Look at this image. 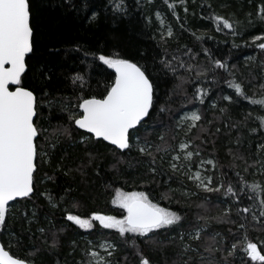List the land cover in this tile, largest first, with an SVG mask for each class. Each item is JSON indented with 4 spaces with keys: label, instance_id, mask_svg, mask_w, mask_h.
Listing matches in <instances>:
<instances>
[{
    "label": "snow or ice",
    "instance_id": "1",
    "mask_svg": "<svg viewBox=\"0 0 264 264\" xmlns=\"http://www.w3.org/2000/svg\"><path fill=\"white\" fill-rule=\"evenodd\" d=\"M190 2L194 4L195 0H164L168 12L178 22L181 32L188 30L186 21ZM108 3L112 5L114 18L117 15L121 19L129 17L127 0H108ZM153 3L154 0H136V8L150 10ZM62 6L76 11L88 7L85 2L82 9H77L73 0H63ZM200 7L208 13L203 18L214 25L216 32H226L233 37V48L241 46L236 44L235 40L242 38L249 28L257 23L264 24V0L256 5L255 12L246 13L243 20L236 13L222 15L216 12L210 2ZM178 9H182L183 16ZM33 15L32 0H0V233L5 231L7 219L11 214L9 202L17 201V198H31L34 195L38 160L43 161L49 151L57 147L61 137L72 138L74 127L79 133L78 142L85 146L91 141H106L114 146L120 154L117 164L121 162L125 152H131L135 147L150 176L168 177L165 182L168 190L160 194V200H170L173 195L179 193L187 202L202 192L205 196L198 207L205 212L207 206L212 203V196L218 201L215 207L219 208L220 204L227 206L216 217L209 218L198 214L192 222L188 220L183 208L173 211L168 207H161L148 192H124L116 189L113 203H118L125 214L117 217L93 211L80 215L68 210L66 221L85 230L94 229V221L99 222L104 229L115 230L123 243L135 251L139 264H152L141 243L153 249L167 246L164 237L168 243L178 241L180 251L177 264H237V261L239 264H264V240L253 241L247 232L243 233L239 242H233L230 246L227 237L220 232L212 233L207 239L203 238L211 221L236 225L238 230L246 228L249 217L252 221L264 223V179L249 183L246 176L237 170L240 166L236 164V161H241L244 173L251 170V175L264 177V142L256 144L254 154L245 156L238 151L241 137L236 138L237 151L230 147L227 153L232 157L230 168L234 172L233 177L229 178L222 170L223 166L219 164L215 154L216 141L212 139L221 132V128L215 127L218 118L207 120L203 111L195 107L197 102L203 105L206 98H210L209 93L213 88L203 86L209 82V76L214 86L220 84L223 76H227L229 79L224 80V83L234 90L233 95L222 94L208 106L220 114L219 118L227 117L230 106L244 100L251 106H259L260 111L264 112V82L249 96L245 81L236 77L235 65L230 66L228 59H216L207 48L194 51L187 45L179 46L170 52L168 42L174 39L178 42L176 27L157 9L151 14L148 11L144 13L148 24L152 23L153 16L158 23L157 31L152 36L154 40L159 37V59H153L154 67L158 66L157 73L149 72L146 65L124 58L119 52L108 55L103 52L90 53L82 51V46L78 44L75 51H82L85 57L94 56L107 68L114 70V78L105 86L104 92L99 95H85L84 78L76 75L73 77V84L80 82V94L75 97V102H72V98H57L45 90L47 83L51 81V74L47 68L40 69L37 66L34 78L38 83L43 82L38 95L36 88L23 83V78L30 71L27 58L35 53ZM99 15V12L93 11L89 21H97ZM192 15L194 16L195 12ZM191 35L197 42L202 43L207 32L197 35L193 31ZM208 38L214 39L211 36ZM244 46L259 50L257 56L246 59L250 65L259 60L260 80L264 81V59H261V56H264V32L253 36L250 44L245 41ZM201 53L210 67L198 62ZM218 70H223V76L218 74ZM157 77L176 81L168 90L167 100L159 105ZM185 84L193 85L190 99L184 88ZM178 92L184 93V99L194 110L187 111V105H182L179 111L174 112L169 107ZM220 101L225 102V106L221 107ZM58 103L62 112L69 113L70 124L67 127L58 125L49 133L48 129L38 123V109L47 107L51 112ZM170 113L167 120L162 118ZM176 116L179 118L176 119ZM250 117L259 121L257 127L248 128ZM225 126L237 131L242 127L248 128L249 135L264 134V115L257 114L253 117L249 112L244 120ZM158 128L165 131L156 133ZM149 129H152V132H149ZM167 133L171 135L168 136ZM153 134L156 135V140L149 138ZM41 137L49 151H42L41 145L38 144ZM209 145L213 151L205 154ZM88 155L90 159L93 158L91 153ZM249 159H252L251 164L248 163ZM116 166L113 165L114 168ZM131 166L130 164L129 167ZM171 182H177L180 187L173 189ZM42 195H46L53 207H59L60 201L64 199L57 197L53 203L51 194ZM69 195L71 189H66L65 196ZM176 203L179 204L180 201L177 200ZM190 207V204L185 203L184 208ZM233 209L238 220L232 218ZM35 217V211L31 213V217L26 211L22 214V219L28 220L29 225ZM27 231L34 236L30 227ZM39 231L47 244L46 230L40 228ZM229 235L236 237L231 228ZM51 240L47 250L55 254L60 246L58 233H52ZM19 242L17 238V243ZM72 245L75 252L78 246L75 241ZM8 247L9 250H6L5 245L0 243V264H36L35 257L41 251L34 248L27 256L15 257L10 254L11 244ZM119 247L116 241L101 234L96 241L86 242L85 247L81 249L82 259L76 264H121V261L115 259ZM127 260L125 256L123 264H127ZM56 264H60V261L57 260Z\"/></svg>",
    "mask_w": 264,
    "mask_h": 264
},
{
    "label": "trees",
    "instance_id": "2",
    "mask_svg": "<svg viewBox=\"0 0 264 264\" xmlns=\"http://www.w3.org/2000/svg\"><path fill=\"white\" fill-rule=\"evenodd\" d=\"M85 2L88 5L87 9L76 11L62 6L63 0H32L35 53L27 58L30 71L23 78V83L36 88L38 95L43 82L38 83L34 78L37 66L40 69L47 68L51 74V81L47 83L45 90L57 98H72V102H75V97L80 94V82H77L76 85L73 84V77L76 75L84 78L85 95L103 93L105 86L114 78V73L96 57L83 56V50L97 54L103 52L105 55L119 52L124 58L146 65L149 72L157 73L158 66L154 67L153 59H159L160 49L157 47L159 37L154 40L152 36L157 31L158 23L154 16L151 24H148L144 19L145 11L151 14L157 9L165 14L167 20L176 27L178 42L175 39L168 42L170 52L179 46L187 45L194 51L207 48L216 59H228L230 66L235 65L236 77L245 81L249 96H252L253 91L258 89L261 82H264L260 80L259 60L250 65L246 59L257 56L259 50H255L252 46H244L245 41L250 44L253 36L264 32V24L257 23L249 28L242 38L235 40V43L241 46L233 48V37L226 32H216L214 25L203 18L208 13L200 7V5L210 2L216 12L222 15L236 13L243 20L246 13L255 12L256 5L260 4L262 0H195L194 4L190 2L186 21L188 30L183 32L179 29L178 22L168 12L164 0H154L150 10H138L136 0H127L130 8V15L127 19H121L118 15L114 18L111 11L112 5L108 3V0H73L77 9H82ZM93 11L99 12L100 15L97 21L90 22L89 17ZM178 11L181 16L184 15L182 9H178ZM193 12H195L194 16ZM193 31L197 35L207 32L202 43L193 38L191 35ZM209 36L214 39H209ZM78 44L82 46L81 52L75 51ZM261 59H264V56H261ZM198 62L210 67L203 53H201ZM218 74L223 76V70H218ZM211 79L209 76V82L203 85L213 88V91L209 93L210 98H206L203 105L197 102L195 107L203 111L207 120L218 118L215 127L221 128V132L212 138L216 141L215 154L219 159V164L223 166L222 170L229 178H232L234 172L230 165L233 161L232 157L227 154L228 149L231 147L233 151H237L235 141L239 136L241 144L238 151L245 156H250L255 153L256 144L264 142V134L249 135L248 128L257 127L259 124V121H254L252 117L248 120V128L242 127L239 131L225 125L244 120L245 115L249 112L253 117L257 114L264 115V112L260 111L259 106H251L248 101L244 100L230 106L227 117L219 118L220 114L208 106L222 94L233 95L234 90L229 89L228 85L224 83V80L229 79L227 76H223L220 84L215 86L211 84ZM174 83L176 81L171 78L157 77V94L160 96L158 105L167 100L168 90L173 87ZM184 88L190 99L193 85L185 84ZM182 105H187L185 110H193V106L187 104L184 99V93L178 92L169 107L176 112L181 109ZM220 106H225V102L220 101ZM38 111L40 113L38 123L48 129L49 133L58 125L67 127L70 124L69 113L62 112L59 103L51 112L47 107L38 109ZM168 115L171 113L162 118L167 120ZM214 130L215 128H213ZM164 131L162 128L155 130L156 133ZM149 132H152V129H149ZM166 135L170 136L171 133ZM149 138L156 140V135L153 134ZM78 140L79 133L73 127L72 138L61 137L60 143L51 151L45 145L43 137L38 141L42 151H49V155L44 157L43 161L38 160L35 193L31 198H21L9 205L11 214L7 219L5 231L0 233V242L5 245L7 250L11 244L10 254L13 256L24 257L34 248H39L41 251L35 257L36 264H56L57 260L60 261V264H64L65 261L67 264H76L82 259L81 249L85 247L86 242L88 240L96 241L103 234L116 241L120 246L115 259L123 264V258L127 256V264H139L135 251L123 243L122 238L115 230L104 229L99 225V222L95 221L94 229L85 230L65 220L68 210H71L73 214L80 215H87L93 211L117 217L123 215L124 210L113 203L116 189H121L124 192H148L150 197H155L154 202H159L161 207H168L173 211H180L183 208L187 213L188 220L192 222L195 221L198 214L206 215L209 218L216 217L227 206L220 204L219 208L215 207L214 205L218 201L215 196H212V203L207 206L205 212L204 209L198 207L205 196L202 192L187 202L181 198L179 193L173 195L170 200H160V194L168 190L165 183L168 177L150 176L135 147L131 152H125L121 162L117 164L120 154L114 147L103 141H91L85 146ZM212 151L213 149L209 145L205 154ZM89 153H91L92 159L89 158ZM248 163L251 164L252 159H249ZM114 164L117 165L115 168ZM130 164L131 167H129ZM236 164L240 166L237 170L246 176L249 183L264 179L258 174L251 175V170L249 173H244V165L241 161H236ZM217 174L219 175V173ZM171 187L177 189L180 185L177 182H171ZM189 187L192 188V185L189 184ZM66 189H71V195L65 196ZM192 190L195 191L194 188ZM42 194H51L53 203L56 202L57 197H64V199L60 201L59 207H53L49 204L46 195ZM177 200L180 201L179 204L176 203ZM185 203L190 204L191 207L184 208ZM25 211L29 217L33 211L36 212V217L32 220L31 225L28 220L22 219V214ZM234 213L235 209H233L232 218L238 220ZM29 227L34 236L28 233ZM40 228H44L47 232V244L44 243L45 237L41 235ZM62 228L63 231H61ZM230 228L236 233L235 238L229 235ZM214 232H220L227 237L229 246L233 242H239L244 232H247L248 237L253 241L264 240V223L252 221L249 217L246 228L238 230L236 225L211 221L209 230L203 238L207 239ZM52 233H58L59 238L60 246L55 254L47 250L48 245L52 243ZM126 235L131 236L132 234ZM17 238L19 243H17ZM164 240L167 246L153 249L141 243V247L152 264H177L180 251L178 241L168 243L166 237ZM73 241L78 246L75 252H73ZM205 255L207 254L205 253Z\"/></svg>",
    "mask_w": 264,
    "mask_h": 264
},
{
    "label": "rangeland",
    "instance_id": "3",
    "mask_svg": "<svg viewBox=\"0 0 264 264\" xmlns=\"http://www.w3.org/2000/svg\"><path fill=\"white\" fill-rule=\"evenodd\" d=\"M194 110V109H193ZM187 111H192V110H187ZM181 115L183 114L182 112L180 113ZM179 117L177 116V118L176 119H178ZM132 192H139V191H132ZM116 205L117 206H119V204L118 203H116ZM123 214H125V213H123Z\"/></svg>",
    "mask_w": 264,
    "mask_h": 264
},
{
    "label": "water",
    "instance_id": "4",
    "mask_svg": "<svg viewBox=\"0 0 264 264\" xmlns=\"http://www.w3.org/2000/svg\"><path fill=\"white\" fill-rule=\"evenodd\" d=\"M113 71V73H114V70H112ZM11 87H13L14 88V86H11ZM103 142H105V143H107L108 144V142H106V141H103ZM114 147V146H113ZM17 199H20V198H17ZM10 203V202H9ZM1 243V242H0Z\"/></svg>",
    "mask_w": 264,
    "mask_h": 264
},
{
    "label": "bare ground",
    "instance_id": "5",
    "mask_svg": "<svg viewBox=\"0 0 264 264\" xmlns=\"http://www.w3.org/2000/svg\"><path fill=\"white\" fill-rule=\"evenodd\" d=\"M7 250V249H6Z\"/></svg>",
    "mask_w": 264,
    "mask_h": 264
}]
</instances>
